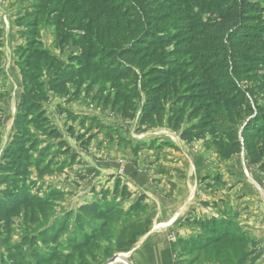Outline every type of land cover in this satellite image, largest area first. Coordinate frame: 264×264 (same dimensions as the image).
I'll return each instance as SVG.
<instances>
[{"label": "rangeland", "instance_id": "1", "mask_svg": "<svg viewBox=\"0 0 264 264\" xmlns=\"http://www.w3.org/2000/svg\"><path fill=\"white\" fill-rule=\"evenodd\" d=\"M37 1L0 0V56L2 61L0 89L5 94L0 99V164L4 151L11 144L14 135L23 130L22 125L18 128L16 124L18 102L23 90V74L18 61L21 48L32 45L33 40H36L34 36H28V33L31 30L39 31L40 36L37 39L42 41V47L54 52L66 66L73 62L75 56L82 55L81 47L84 44L81 42V37H85V33L79 28L78 22L74 28L75 24H71V20L81 13V16H87V8L84 6L86 1L83 2L82 7L79 1L75 0L78 4L72 6L70 20L66 21L62 27H59L63 24L59 15L49 13L51 7L60 0L45 1L42 10L38 9L40 2ZM252 2H259L264 6V0H252ZM206 14L204 19L209 17V14ZM94 16L91 14L89 17ZM259 18L260 22H251L253 27L264 26V13ZM154 23L156 26L153 28L160 29L165 25L173 27V20L169 24L160 21ZM168 33L178 35L176 30ZM179 44L180 47H188L182 40H179L177 44L169 46L168 49L173 50L176 45L179 49ZM250 44L258 45V42ZM246 51L254 61L235 66L241 77V79L235 78L236 85L248 91L251 101L254 100V103L252 102L254 108L258 107L264 111V69L253 67L257 61L264 59V55L258 50ZM183 59L179 58L180 61ZM172 61L174 58L168 63ZM152 67L159 66H154V62H148L146 69ZM138 68L139 70L135 66L127 67L125 71H128L129 75L121 81V85H119L120 81L115 83L100 72H94L83 79L72 80L67 90L59 94L50 93V99L44 106L47 116L53 126L62 133L63 139L78 154V159L72 162L71 157L66 153L57 152L56 145L59 141L34 125H30L33 133L28 134L27 137H32L33 142H38L39 149L49 147V156L44 164H49L50 170L43 172L44 166L41 168L33 166L29 170L31 171L29 180L34 182L32 188L39 191L43 198L49 196L48 200L51 204L48 205L46 211H42V214H32L30 208L26 207L19 212L20 214L9 217L8 220L7 216L3 215L4 218L0 221V257L2 255L6 263L14 264L12 255H19L21 251H25L26 259L32 261V264H38L37 261L33 262L36 258L29 255L27 245L19 249L23 236L36 233L39 229L62 217L63 215L59 216L62 209L65 208V213L78 212L85 200L88 202L90 197H94L92 200L101 197L100 193L103 188L112 190L117 178L125 179L123 175L125 172L123 173L124 164L122 162V164L119 161L111 162L110 158L118 160L120 156V160L127 159L132 153L138 158L137 161L144 160L142 163L144 170L151 169L148 175L153 182L166 184L168 188L165 194L166 199L174 195L179 183H188L193 188L191 200L189 197L188 203H184L186 197H183L181 200L183 207L181 209L176 207L177 211L175 210L173 214L175 218L167 231L169 242L172 244L174 264H264V172L257 166L249 164L245 153L236 154L230 159H223L218 153V146L213 143L218 130L242 131L249 120L260 117V112L257 108L251 114L248 110L244 111V107L219 106L221 116L217 115L218 120L197 132L198 135H202L201 137L193 141L183 140L179 132L168 127L167 110L162 116L156 117L157 121L153 125L141 124L142 105L148 95L153 93L151 90L153 85H158V83H147L145 81L147 77L142 75L145 72L139 66ZM134 70L137 74L133 72ZM232 71L231 68L230 72ZM189 72L192 73L191 70ZM42 79L47 81V74ZM81 80L83 82L79 84ZM182 80L184 82H180L179 78V91H182L188 84L198 81L199 78L185 76ZM174 81L170 80L166 85L169 86ZM122 89L130 92V100L127 94L123 93L118 99V92L120 93ZM125 99L135 105V109L137 108L136 119L125 117L128 106ZM201 101H206L204 96L198 98V102ZM165 104L168 108L169 102ZM69 112L75 113V117L69 116ZM90 138L91 142L85 146V142ZM23 139L27 140L25 137ZM123 139L128 141H123ZM129 141L140 146L141 150L133 153ZM107 159L108 161L105 162ZM104 168L121 169L114 171L112 175H103L99 178V169ZM3 189H9V186L1 185L0 190ZM54 189L56 192L59 191L60 196L50 195ZM126 202L120 205L122 208L116 207L124 213L114 214L107 224L101 219L95 220L102 224L103 231V234L97 236L100 247L94 249L95 255L94 252L89 251V248H80L74 255L65 256L68 250H74L71 248V236L65 233L60 241L39 243L35 251L44 254L43 261L45 262L42 264H103L113 257L117 247L115 242L117 237L121 236L120 226L139 218L150 208L147 205L143 211L127 213L129 204ZM36 209L39 210V208ZM92 217L90 215L88 219ZM210 218L235 221L240 227L238 233L243 231L241 233L249 237V243L241 245L234 238L227 237L214 244V241L208 239L209 243L213 242V246L200 248L199 251L186 250L185 246L181 245L182 240L190 241V238L198 234L201 229V226L196 225L195 222L199 219L208 220ZM70 226H73L72 222ZM185 231H187L186 235ZM203 250L205 252H202ZM52 252H63V254L52 258L54 256Z\"/></svg>", "mask_w": 264, "mask_h": 264}, {"label": "trees", "instance_id": "2", "mask_svg": "<svg viewBox=\"0 0 264 264\" xmlns=\"http://www.w3.org/2000/svg\"><path fill=\"white\" fill-rule=\"evenodd\" d=\"M45 1L47 0L37 1L40 2L38 9L42 10ZM78 1L82 7L83 2L86 1L84 6L87 8V16H81V13L73 17L71 24H75L73 26L75 28L78 22L85 37H81V42L84 44L81 47L82 55L75 56L70 65H64L54 52L42 47V41L37 39L40 36L37 30L28 33V36L32 35L36 38L32 45L21 48L18 63L23 74V91L18 104L16 124L18 128L22 125L21 128L25 131L22 130L14 135L2 156L0 186L7 184L9 189L0 190L2 215L0 221L4 218L3 215L7 216L8 220L9 217L20 214L19 212L26 207L30 208L32 214H42V211H46L51 204L48 200L49 196L43 198L39 191L32 188L34 182L29 180L31 175L29 170L33 166L37 168L44 166L43 172L50 170V165L44 164L49 156V147L39 149V143L33 142L32 137H27L28 134L33 133L30 125L55 137L59 141L56 145L57 152L66 153L71 157L72 162H75L78 154L63 139L62 133L53 126L44 106L49 101L51 92L59 94L67 90L72 80L83 79L94 72H100L115 83L120 81L119 85H121V81L129 75V72L125 71L126 68L135 66L139 70V66L145 72L142 75L147 77L145 78L147 83H158L153 85L151 89L153 93L148 95L142 105V118L141 120L139 118L141 124L153 125L157 121L156 117L162 116L167 110L168 127L179 132L180 137L186 141L201 137L202 135H198L197 132L218 120L217 115L221 116L219 106L244 107L243 110H248L251 114L257 108L260 117L249 120L242 131L218 130L213 143L218 146V153L223 159L245 153L249 164L257 166L264 172V111L253 107L254 100L251 101L248 91L238 87L235 80V78L241 79L235 66L254 61L246 50H258L264 55V45H262L264 26L253 27L251 24L261 21L259 16L264 13V6L252 0ZM75 4H78L75 0H60L51 7L49 13L58 14L63 20V24L59 27L70 20L72 6ZM206 13L209 14L208 19H204ZM91 14L95 16L89 17ZM171 20H173L171 28L167 25L160 29L153 28L156 26L154 23L156 21L169 24ZM171 30H176L178 35L168 33ZM179 40L188 47H180L179 44V49L177 45L173 50L168 49ZM253 42H258V45H251L250 43ZM173 58L174 61L168 63ZM179 58L184 59L180 61ZM148 62H154V66L159 67L146 69ZM253 67L264 69V59L257 61ZM190 70L192 73L189 72ZM133 72L137 74L135 70ZM45 74L48 76L47 81L42 79ZM185 76H196L199 80L179 91V78L182 82ZM170 80L175 81L169 86L166 85ZM82 82L83 80L79 81V84ZM122 93L127 94L130 100V92L124 89L118 92V99L122 97ZM4 95L0 89V99ZM200 96H204L206 101L198 102ZM129 100H126L128 106L125 117L136 119L137 108L135 109V105ZM167 102H169L168 108L165 104ZM69 116L73 118L75 113L69 112ZM80 139L82 140V137ZM123 141L128 140L123 139ZM90 142L91 138L85 142V146ZM129 142L133 153L141 150L140 146ZM36 153L38 155H35ZM100 194L101 197L84 203L78 212L69 211L38 232L25 234L19 249L27 245L29 255L36 258L33 262L42 264L45 262L44 254L35 251L39 243L57 242L65 233H69L71 248L74 250H68L65 256L74 255L80 248H89V251L94 252V249L100 247L97 236L103 234L102 224L95 220L101 219L107 224L114 214L124 213L116 207H121L120 205L130 200L133 191L123 178L119 177L112 190L103 188ZM50 195L60 196V193L54 189ZM146 200L145 194L138 196L126 212L143 211L147 208ZM90 215L93 216L92 219H88ZM195 223L201 226V229L198 234L190 238V241L182 240L181 245L185 246L186 250L199 251L200 248H209L213 243H209L210 240L215 244L227 237L234 238L241 245L249 243V237L241 233L243 231L238 233L240 227L235 221L210 218L199 219ZM51 254H54L52 258L60 257L63 252ZM93 254L95 255L96 252ZM26 256L25 251H21L19 255H12L14 264H32ZM4 259L1 255L0 264H8Z\"/></svg>", "mask_w": 264, "mask_h": 264}, {"label": "crops", "instance_id": "3", "mask_svg": "<svg viewBox=\"0 0 264 264\" xmlns=\"http://www.w3.org/2000/svg\"><path fill=\"white\" fill-rule=\"evenodd\" d=\"M133 157L134 155L130 153L129 158L126 157L127 159L120 160L119 156L118 160L110 158V161L115 163L119 161L124 164L123 173H125L123 175L125 176V179L123 180L133 191V197L126 202V204H129L128 208L137 197L142 194L147 196L145 203L150 208L148 212L143 213L139 218H135L123 226H120L121 236L117 237L115 242L117 243L115 253L129 255L134 264H174L171 252L172 244L169 242L167 231L175 218L173 214L175 213V210L177 211L176 207H180V209L183 207V202L181 201L183 197H186L184 203H188V198L193 196V188H191L188 183H179L178 187L175 189L174 195L166 199L165 194L168 189L166 184H163L164 182L161 184L153 182L148 175L150 174L151 169L146 171L143 168L142 163H144V160L140 159L137 161L138 158L134 157V159ZM106 161H108V159L105 160V162ZM187 167L188 166H186V168ZM120 169L121 168H116L115 170L114 168L111 170L107 168L99 169V178L103 175H112L115 173L114 171ZM110 182L108 184H110ZM99 183H101V181H99ZM90 198L91 199L89 200L91 201L94 197ZM86 202L87 200L84 201V203ZM171 204H173L174 207L173 205L171 206ZM64 214L65 208L62 209L59 216ZM184 234L186 235L187 231H185ZM122 263L126 264L121 260L113 264Z\"/></svg>", "mask_w": 264, "mask_h": 264}, {"label": "water", "instance_id": "4", "mask_svg": "<svg viewBox=\"0 0 264 264\" xmlns=\"http://www.w3.org/2000/svg\"><path fill=\"white\" fill-rule=\"evenodd\" d=\"M119 260L125 262L126 264H134L133 260L131 259V257L129 255H122V254H115L113 257L108 259L103 264H113Z\"/></svg>", "mask_w": 264, "mask_h": 264}]
</instances>
